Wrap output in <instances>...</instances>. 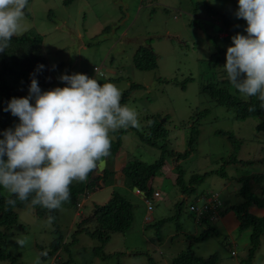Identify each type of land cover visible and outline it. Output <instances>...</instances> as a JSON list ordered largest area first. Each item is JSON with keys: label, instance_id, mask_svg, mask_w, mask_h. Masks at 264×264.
I'll use <instances>...</instances> for the list:
<instances>
[{"label": "rangeland", "instance_id": "374dc122", "mask_svg": "<svg viewBox=\"0 0 264 264\" xmlns=\"http://www.w3.org/2000/svg\"><path fill=\"white\" fill-rule=\"evenodd\" d=\"M65 1L28 0L24 9L18 35L42 37L41 48L52 73V87L45 85L40 87L41 91L63 87L66 82L59 77L65 73L87 72L89 78H96L101 84H115L122 93L121 104L124 102L123 105L135 110L141 125L123 133V150L117 159L120 168L127 159L138 157L152 163L161 156V149L141 141L136 133L149 117L155 116L168 129L165 141L160 142L170 150L183 152L191 148L190 134L194 129L198 132L196 149L181 162L188 171L186 182L191 172L224 169L227 175L209 173L195 193L184 196L180 187L174 185V164L169 157L165 174L153 180V188L161 196L153 197L151 211L127 178L118 187L113 185L111 176L102 188L88 192L83 209L85 197L78 207L71 201L62 204L57 211L59 231H55L53 222L38 217L31 204H27L17 209L18 223L8 231L7 250L18 257L20 264H150V258L153 264H172L181 251L192 245L199 256L217 253V264H245L248 257L245 244L251 230L235 229L239 219L234 210L226 212L230 216L224 218L227 228L220 227V222L211 223L217 233L199 240L208 224H198L195 213L188 208L195 196L199 194L202 198L209 192H219L220 199H228L224 204L236 205L241 201L237 195L239 178L251 173L264 175V116L238 118L233 109L218 105L201 93L217 66L210 61L211 51L218 49L216 40L225 44L220 37L227 36V30L234 35H247V21L235 16L239 0ZM140 45L152 47L156 53L155 69L141 70L133 65ZM95 66L100 67L99 72H95ZM30 102L35 104L34 99ZM205 109L207 112L202 116ZM229 134L241 141L234 144ZM109 135L111 140L117 137L114 132ZM3 138L0 134V139ZM232 155L238 161L223 163V158L230 159ZM107 163L113 168L114 158L109 156ZM114 190L131 201L133 219L127 231L112 233L108 242L102 244L90 233L77 231L78 223L83 218L81 212L90 215L95 205L109 201ZM2 193L8 195L3 188ZM182 197L186 200L179 210L177 203ZM150 215L153 219H146ZM23 236L28 237V243L20 248L14 238ZM58 237L69 244L70 251L60 249L57 260L43 259L40 246L50 249ZM101 245L103 254H97L95 249ZM251 261L264 264V238ZM0 264L10 261L0 260Z\"/></svg>", "mask_w": 264, "mask_h": 264}, {"label": "clouds", "instance_id": "9594fccd", "mask_svg": "<svg viewBox=\"0 0 264 264\" xmlns=\"http://www.w3.org/2000/svg\"><path fill=\"white\" fill-rule=\"evenodd\" d=\"M27 4L28 0H0V52L20 33ZM235 16L247 21V35L232 37L224 65L227 79L244 99L256 97L264 109V0H239ZM44 68L39 64L36 71ZM95 68L99 72L100 67ZM59 79L65 87L42 92L33 73L29 95L13 97L4 109L20 120L0 139V187L8 193L5 210L15 208L17 201L49 211L60 209L70 202L73 181L86 182L90 172L104 170L103 158L111 149L109 133L141 127L135 110L122 106V93L115 84H101L87 72L65 73ZM256 109L249 105V111ZM221 201L222 211L226 204ZM53 220L48 217L49 223ZM14 239L20 248L28 243L27 236Z\"/></svg>", "mask_w": 264, "mask_h": 264}, {"label": "trees", "instance_id": "16d2710c", "mask_svg": "<svg viewBox=\"0 0 264 264\" xmlns=\"http://www.w3.org/2000/svg\"><path fill=\"white\" fill-rule=\"evenodd\" d=\"M73 0H66L65 3ZM227 27V26H226ZM228 28V27H227ZM229 29V28H228ZM227 36L220 37L225 41V44L216 40L218 49L211 51L210 61L215 63L214 72L211 74V81L203 85L201 93H204L210 97V99L218 105L226 106L229 109H233L236 117L248 118L249 116H264V109L259 108V100L256 97H250L247 100L244 99L238 90H236L228 81L227 74L224 69L226 64L227 48L233 44L232 37L234 34L227 30ZM42 37L40 35H32L25 33L22 35H16L12 38L9 47L0 52V134L9 128H14L20 123L19 117L13 116L10 111H5L8 102L13 97L20 98L26 97L29 90L32 74L35 73V77L40 87L47 85L51 88L52 73L47 64L46 57L44 56L41 48ZM222 44V47L219 45ZM39 64L45 65L42 71L37 72V66ZM157 55L152 47L140 45L133 57V65L141 70H150L157 67ZM50 78V79H49ZM66 86V83L63 87ZM124 102H122V105ZM255 104L257 106L256 111H249V105ZM207 109L202 111V116L205 115ZM263 125V124H261ZM129 129H134L129 127ZM127 129H119L114 131L117 136L115 140H111L110 157H117L121 150H123L122 136ZM113 133V132H112ZM138 137L143 142H147L154 147H158L162 150V154L158 159H155L152 163H146L141 158H131L122 164L119 172L121 173L124 184L126 178L129 181V185L132 189L140 191L141 195L150 197L153 199L154 192L153 180L159 174H165L164 166L168 163V158H172V164H174L175 182L174 185L180 187L182 195H190L197 191V186L200 182H203L209 173H217L220 176L226 177L227 173L224 169L207 171L204 173L191 172L188 182H186L185 176H187V169L181 163L188 159L191 151L196 149L197 144V130L190 134L189 146L183 152L176 151L175 149H168L167 144L160 142L165 141L168 129L164 126V122L160 121L159 117L151 116L148 118L146 125H144L139 131H136ZM229 138L237 144L241 139L237 138L234 134H229ZM108 156V157H109ZM108 157L103 158L105 162ZM6 159V157H5ZM223 163H230L232 161H238L235 155H232L230 159H222ZM115 170L110 168L106 163L104 170L100 172L98 169L89 173L88 180L86 182H75L70 185L71 203L78 207L81 204V199L85 197L82 203V209L85 206L86 197L90 190H97L108 181L109 177H113V185H119L116 183ZM170 174V172L168 173ZM240 187L238 188L239 197L241 201L236 205H228L222 208L221 214L224 215L228 209H232L236 213V217L239 219V230L245 229L251 230L249 237V243L246 249H248V257L245 264H252L251 259L259 249L262 238H264V216H257L250 212L251 207L256 206L258 208H264V175L262 173H251L243 175L239 178ZM123 184V185H124ZM8 195L2 193V187H0V260H8L10 264H20L18 257L13 255L7 250L8 245V231L13 225L18 223L17 209L25 207L29 202L17 201L15 208H9L5 210V199ZM199 194L195 196L193 202L189 205H198ZM14 198V197H13ZM177 203V208L181 210L182 205L186 198ZM31 199V198H30ZM35 214L38 217H54L52 221L56 226L55 231H59L57 225V210L49 211L41 206H32ZM190 209V207L188 206ZM133 205L129 199L122 195L119 191L114 190L111 194V198L105 204H97L93 207L90 215L84 216L78 223L77 231L90 233L92 236L101 240L102 244H106L111 237L112 233L125 232L129 229L133 219L132 213ZM78 210V208H77ZM195 213L194 218L198 219V213ZM153 219V218H152ZM151 219V220H152ZM210 222V224H209ZM199 224H208V228L203 231L197 239H205L211 233H217L216 229L211 223H216L208 218H201L198 220ZM88 224V225H87ZM91 224V225H89ZM189 238H191L189 236ZM69 252V244L63 242L62 237L55 238L51 243V248L46 249L44 246H40V252H47V256H42L43 259L54 258L57 260L58 252L60 249H65ZM97 254H103V246H99L95 249ZM219 262V255L214 253L209 257L199 256L192 245L186 250L181 251L173 260L172 264H217ZM150 264H153L150 258Z\"/></svg>", "mask_w": 264, "mask_h": 264}, {"label": "built area", "instance_id": "2783aa9c", "mask_svg": "<svg viewBox=\"0 0 264 264\" xmlns=\"http://www.w3.org/2000/svg\"><path fill=\"white\" fill-rule=\"evenodd\" d=\"M95 69L98 70L97 68ZM160 196L161 194L159 191L154 192L153 195L154 198H158ZM143 200L147 206L148 211H151L154 207V199L143 196ZM201 200H202L201 204L189 205L190 210L198 213V220L204 217L210 219L211 221L218 220L221 216L220 207L223 205V202L221 201L219 194L217 192H209L204 196H202ZM149 218L150 217H147L146 219L149 220Z\"/></svg>", "mask_w": 264, "mask_h": 264}, {"label": "crops", "instance_id": "0c3cea01", "mask_svg": "<svg viewBox=\"0 0 264 264\" xmlns=\"http://www.w3.org/2000/svg\"><path fill=\"white\" fill-rule=\"evenodd\" d=\"M121 155V153L117 156V157H115L114 158V164L112 165L113 166V168L112 169H114L115 170V175L114 176H116L115 178H117L116 179V183L118 184H121V185H123L124 184V179H123V177H122V175L120 174V172H119V168H120V166L118 167V161H117V159H118V157ZM107 162H108V159H107ZM107 165H108V163H107ZM136 190V194L138 195L139 194V191L137 190V189H135ZM225 200V202L227 203L228 202V199H224ZM228 205H230V204H228ZM227 204H226V206H228ZM250 212L251 213H253V214H255V215H257V216H264V208H258V207H256V206H253V207H251V209H250ZM227 215V219H229V214L228 213H226V214H224V215H222L221 216V218L218 220V222H220L221 224V226L220 227H222L223 229L224 228H227V226H228V224H227V222L226 221H224V218H225V216ZM151 216V215H150ZM217 222V223H218ZM236 228H239V223H238V226H236L235 227V229ZM248 243L249 242H247V244H245L246 245V248H247V246H248ZM245 248V249H246Z\"/></svg>", "mask_w": 264, "mask_h": 264}]
</instances>
